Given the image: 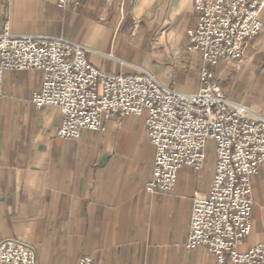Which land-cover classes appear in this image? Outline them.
Here are the masks:
<instances>
[{
	"label": "crops",
	"instance_id": "0c3cea01",
	"mask_svg": "<svg viewBox=\"0 0 264 264\" xmlns=\"http://www.w3.org/2000/svg\"><path fill=\"white\" fill-rule=\"evenodd\" d=\"M57 1L0 0V34L64 38L85 46L89 62L107 74L144 70L173 90L200 89L201 60L185 49L187 32L197 24L194 0H76L67 9ZM248 53L264 56V29L246 42ZM229 65L224 61L216 69L224 93L264 116V90L257 98L250 89L238 97ZM255 68L264 84V66ZM41 82L35 71L4 78L0 243L26 244L37 264H80L85 258L92 264H217L206 247L186 246L194 195L210 190L214 154L200 171L184 167L172 192L150 193L154 148L146 116H113L99 132L61 140V113L33 104ZM253 193L252 232L242 252L264 243V165Z\"/></svg>",
	"mask_w": 264,
	"mask_h": 264
},
{
	"label": "built area",
	"instance_id": "2783aa9c",
	"mask_svg": "<svg viewBox=\"0 0 264 264\" xmlns=\"http://www.w3.org/2000/svg\"><path fill=\"white\" fill-rule=\"evenodd\" d=\"M57 5L67 9L77 2ZM194 11L197 24L187 32L185 49L201 60L197 92L168 88L144 70L107 74L89 62V50L79 43L6 30L0 34V99L7 73L39 72L33 104L61 113L57 137L70 142L85 131H101L113 116L145 115L154 148L150 193L172 192L184 167L200 171L213 153L211 187L207 195H194L186 246L206 247L217 264H264V243L240 250L252 232L253 181L264 165V116L229 98L216 73L224 61L240 63L246 42L262 33L264 0H194ZM0 264L37 263L31 248L7 239L0 243Z\"/></svg>",
	"mask_w": 264,
	"mask_h": 264
},
{
	"label": "rangeland",
	"instance_id": "374dc122",
	"mask_svg": "<svg viewBox=\"0 0 264 264\" xmlns=\"http://www.w3.org/2000/svg\"><path fill=\"white\" fill-rule=\"evenodd\" d=\"M229 64V66H231L229 67V80L231 79L233 81L232 84L233 87L236 88V93L239 95L238 97L243 96L244 92L248 95L249 89L255 92L254 96L256 98L259 97L257 93L264 90V84L262 81L263 73L255 67L258 65L264 66V56L253 57L248 53L240 63ZM226 83L227 80H222V84Z\"/></svg>",
	"mask_w": 264,
	"mask_h": 264
}]
</instances>
